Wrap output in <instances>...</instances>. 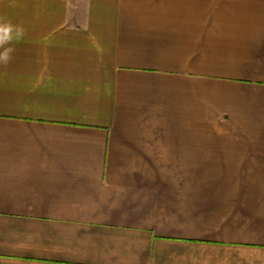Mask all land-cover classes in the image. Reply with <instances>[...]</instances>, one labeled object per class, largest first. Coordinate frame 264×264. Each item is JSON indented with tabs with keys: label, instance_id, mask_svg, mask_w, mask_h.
Listing matches in <instances>:
<instances>
[{
	"label": "crops",
	"instance_id": "obj_1",
	"mask_svg": "<svg viewBox=\"0 0 264 264\" xmlns=\"http://www.w3.org/2000/svg\"><path fill=\"white\" fill-rule=\"evenodd\" d=\"M0 15V264H264V0Z\"/></svg>",
	"mask_w": 264,
	"mask_h": 264
},
{
	"label": "clouds",
	"instance_id": "obj_2",
	"mask_svg": "<svg viewBox=\"0 0 264 264\" xmlns=\"http://www.w3.org/2000/svg\"><path fill=\"white\" fill-rule=\"evenodd\" d=\"M25 35L23 24L14 23L10 18L0 15V67H7L12 62L16 52L15 45L21 42Z\"/></svg>",
	"mask_w": 264,
	"mask_h": 264
}]
</instances>
